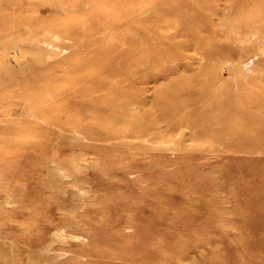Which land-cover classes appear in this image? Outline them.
Wrapping results in <instances>:
<instances>
[{"label": "rangeland", "instance_id": "rangeland-1", "mask_svg": "<svg viewBox=\"0 0 264 264\" xmlns=\"http://www.w3.org/2000/svg\"><path fill=\"white\" fill-rule=\"evenodd\" d=\"M255 71L264 0H0V264H264Z\"/></svg>", "mask_w": 264, "mask_h": 264}, {"label": "bare ground", "instance_id": "bare-ground-1", "mask_svg": "<svg viewBox=\"0 0 264 264\" xmlns=\"http://www.w3.org/2000/svg\"><path fill=\"white\" fill-rule=\"evenodd\" d=\"M251 22H252V21H251ZM252 25H253V23H252ZM245 68H246V67H242L241 69H245ZM241 69H240V70H241ZM249 70H253V69L249 68ZM251 74H252V75H255V74H256V75L260 76V78H261L262 81L264 82V73H262V71H255V72H252ZM153 75H154V74H153ZM162 92H163V91H162ZM160 96H161V95H160ZM165 102H166V101H165ZM179 105H180V104H179ZM52 153H53V152H52ZM50 162H51V161H50ZM81 162H82V161H81ZM79 163H80V162H79ZM54 166H55V165H54ZM54 166L52 167L53 169H54ZM55 169H57V168H55ZM55 169H54V170H55ZM49 170H50V169H49ZM49 170H48L47 173L51 174L50 171H51L52 169H51L50 171H49ZM54 170H53V171H54ZM56 171H58V169H57ZM58 172H59V171H58ZM47 173H46V174H47ZM52 173H54V172H52ZM56 174L59 175L58 173H56ZM51 175H53V174H51ZM51 175H50V176H51ZM62 175H63V174L59 175V177H61ZM51 177H52V176H51ZM66 184H67V183H66ZM55 187H57V186H55ZM64 190H65V189H64ZM78 191H79V190H78ZM78 191L76 192L77 194H78ZM61 193H62V192H61ZM63 193H64V192H63ZM79 193H80V192H79ZM65 194H66V193H65ZM74 195H75V194H74ZM77 196H78V195H77ZM73 197H75V196H73ZM56 232H57V231H56ZM56 232H55V233H56ZM58 232H59V231H58ZM56 234H57V233H56ZM74 237H75V236H74ZM61 239H62V237H61ZM44 245H45V244H44Z\"/></svg>", "mask_w": 264, "mask_h": 264}]
</instances>
